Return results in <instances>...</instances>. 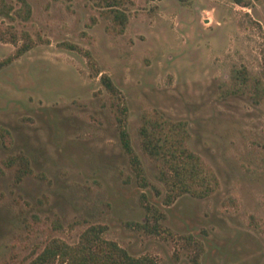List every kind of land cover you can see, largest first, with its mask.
Returning a JSON list of instances; mask_svg holds the SVG:
<instances>
[{"label":"rangeland","instance_id":"1","mask_svg":"<svg viewBox=\"0 0 264 264\" xmlns=\"http://www.w3.org/2000/svg\"><path fill=\"white\" fill-rule=\"evenodd\" d=\"M27 1L30 19L0 17V34L36 42L14 57L18 46L0 39V125L12 137H0V264H29L53 238L76 244L91 225L158 264H264V98L222 89L235 68L264 80V0H129L123 33L94 0ZM71 45L92 53L120 97ZM123 106L148 186L120 141ZM155 110L188 122V146L220 182L210 196L168 202L140 147ZM18 154L33 169L20 182L6 164Z\"/></svg>","mask_w":264,"mask_h":264},{"label":"trees","instance_id":"2","mask_svg":"<svg viewBox=\"0 0 264 264\" xmlns=\"http://www.w3.org/2000/svg\"><path fill=\"white\" fill-rule=\"evenodd\" d=\"M94 1L101 15L109 21L107 29L114 33H123L130 18L127 8L129 0ZM236 1L243 6L249 5V2ZM20 3L21 5L16 7L6 0H0V17L10 21L30 19L31 5L27 0H20ZM0 39L18 46L14 57L23 55L36 43L27 31L20 34L12 31L3 32L0 34ZM21 39L22 43H20ZM71 48L81 51L87 57L93 73L101 75L100 79L105 88L119 96L120 90L108 74L102 73L92 53L75 45H71ZM223 86L225 95L250 93L257 104L264 98V80L252 75L246 67L233 69L231 81ZM125 112L123 106L118 116L120 141L136 179L141 185L148 186L150 182L146 169L133 146ZM139 136L142 151L156 164L157 178L166 186L168 202L185 194L205 198L219 188L220 182L215 171L188 146L191 133L186 120L169 119L157 110L145 112L139 128ZM0 137L6 142L12 140L10 131L1 125ZM6 164L11 168L16 167L15 176L19 182L26 175L33 173L29 158L23 154L11 156ZM145 206L148 222H157L162 215L159 209L150 203ZM105 229L103 225L89 226L76 244L53 238L29 264H158L156 258L152 256H134L116 241L107 239L104 236Z\"/></svg>","mask_w":264,"mask_h":264}]
</instances>
